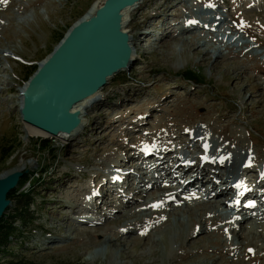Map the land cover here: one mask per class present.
I'll return each mask as SVG.
<instances>
[{
    "label": "rangeland",
    "instance_id": "obj_1",
    "mask_svg": "<svg viewBox=\"0 0 264 264\" xmlns=\"http://www.w3.org/2000/svg\"><path fill=\"white\" fill-rule=\"evenodd\" d=\"M94 1L0 0V177L23 165L34 216L16 221L18 257L0 264L264 262V217H240L264 199L238 198L241 213L229 200L237 184L264 198V0H146L130 13L136 61L103 90L80 136L67 143L32 134L19 89ZM189 70L199 78L188 80ZM2 146L11 148L6 156ZM152 153L163 154L166 172ZM178 154L215 165L227 190L208 189L207 175L183 187L190 174L174 169ZM159 182L171 191H156ZM8 200L5 214L15 215L19 199Z\"/></svg>",
    "mask_w": 264,
    "mask_h": 264
},
{
    "label": "water",
    "instance_id": "obj_2",
    "mask_svg": "<svg viewBox=\"0 0 264 264\" xmlns=\"http://www.w3.org/2000/svg\"><path fill=\"white\" fill-rule=\"evenodd\" d=\"M142 3L95 0L19 89L21 120L62 141H73L85 127L88 112L104 97L102 90L135 63L136 47L127 26L131 11ZM22 175L23 169L0 177V218Z\"/></svg>",
    "mask_w": 264,
    "mask_h": 264
},
{
    "label": "bare ground",
    "instance_id": "obj_3",
    "mask_svg": "<svg viewBox=\"0 0 264 264\" xmlns=\"http://www.w3.org/2000/svg\"><path fill=\"white\" fill-rule=\"evenodd\" d=\"M7 11V10H6ZM132 12V11H131ZM191 28H193V27H191ZM187 30V29H186ZM6 34V33H5ZM14 36V35H13ZM10 37H12V36H10ZM6 38V37H5ZM14 39V38H13ZM223 53V52H222ZM223 55V54H222ZM222 55H219V58H221L222 57ZM206 60H208V57H205V58H203V61L204 62H206ZM237 64V63H236ZM241 64V63H240ZM246 64V63H245ZM232 65V64H231ZM228 66V65H227ZM235 68V67H234ZM239 82H240V79L238 80ZM257 81H260L259 79H257ZM238 82V83H239ZM238 85V84H237ZM239 90V89H238ZM103 91V90H102ZM234 91V90H233ZM238 92V91H237ZM102 93V92H101ZM239 93V92H238ZM239 95V94H238ZM235 97H236V95H235ZM239 98V97H238ZM188 100V99H187ZM191 100V99H190ZM189 100V101H190ZM241 100V99H240ZM188 101V102H189ZM195 102V101H194ZM192 103V102H191ZM190 103V104H191ZM196 104V103H195ZM189 106V105H188ZM194 106V105H193ZM213 115V114H212ZM212 115H211V112H208V116H207V114L204 116V117H202L201 119H202V121H206V120H211L212 119ZM229 116H226V115H224L223 114V116H220L219 117V121H221V120H224V119H227ZM214 121V120H213ZM234 121V120H233ZM27 127L29 128V130H30V132L32 133V134H37V135H42V136H49V137H53V136H51V135H49V134H47V133H45V132H43V131H41V130H39V129H37L36 127H33V126H31V125H27ZM232 133L233 134H236V130H234V131H232ZM75 137H78V135H76ZM238 137V136H237ZM65 142V141H64ZM185 142V141H184ZM236 144H237V142H235ZM240 143V142H239ZM233 145H234V143H233ZM202 152V151H201ZM165 152H163V154H164ZM200 153V152H199ZM163 154L162 153H160V154H157V155H153V153L151 154V155H153L152 156V159H154L155 161H153V162H155L153 165H155V166H158L160 169H162V170H164L165 172L167 171L166 170V167H165V163L164 162H162V158H164L163 157ZM179 156V157H178ZM173 163H174V169H176V168H178V167H180V172L181 171H183V172H185V174H187V175H189L190 174V182H189V184H187L186 186L187 187H189L190 185H193V184H196L197 183V181H201L202 180V177H204L205 175H210V170L212 171V170H218L217 169V167H215V165H211L210 167H208V166H206V165H202V164H200V163H198V162H196L195 164H194V162L193 161H191V160H189V158H187V157H184V156H180L179 154L175 157V156H173ZM159 160V161H158ZM158 161V162H157ZM166 162H167V160H166ZM169 164H170V162H169ZM172 167H173V165H171ZM21 169H23V165H21V166H19L18 168H16V169H14V170H11V171H7V172H5L3 175H2V177H5L6 175H8L9 173H11V172H13V171H20ZM220 175V174H219ZM176 175H175V173H173V174H171V176H170V179H169V182H171V183H174L175 182V180H176ZM214 177V175H212V176H210L209 178H210V181L209 182H211L212 183V188H216V184L218 183L217 182V180L215 179V178H213ZM221 177V179H222V177H224V176H220ZM224 179H225V177H224ZM228 178L226 177V179L225 180H223L222 182L223 183H225V184H227L228 183V180H227ZM257 179V178H256ZM141 182H142V180H141ZM133 183V182H132ZM262 184H264V181L262 182ZM160 186V182L157 184V186ZM227 185H229V184H227ZM252 186H254L253 184H251ZM230 186V185H229ZM257 186V185H256ZM156 191H171V188L168 186V185H166V186H160L159 188H158V190H156ZM253 191H255V190H253V189H248V190H246L245 191V194H243L244 196L242 197L243 199L245 198V196H247V195H249V196H253L254 194L253 193H251V192H253ZM238 192V191H237ZM240 193L242 192V191H239ZM155 193V192H154ZM174 195L173 196V198L174 199H176V200H178L179 199V197H180V194H178V193H172V192H170V194H168L169 196L168 197H170V195ZM82 197V196H81ZM84 197V196H83ZM82 197V198H83ZM238 197H240V194L238 195ZM163 199H167V198H163ZM164 201V200H163ZM78 203H79V201H77ZM262 202V201H261ZM187 206H189V204L187 203ZM244 206V205H243ZM231 208L232 209H236V210H242V209H239L238 208V206H236V204H231ZM247 209H251V208H247ZM250 219H253V217H250V218H248L247 220L249 221ZM155 217H151L150 219H149V221L148 222H150V223H153V222H155ZM195 221V219H193L192 220V222L193 223H195L194 222ZM243 221H246V219H243ZM215 223H212V225H214ZM240 227H241V225L238 227H234V230H236V229H239L240 230ZM215 232H217V233H221L222 231H220L219 229L218 230H216ZM223 253V252H222ZM222 255V254H221ZM252 256H254V255H252ZM223 257H225V256H223ZM254 258H256V257H252V260H254ZM262 258V257H261ZM224 259V258H223ZM257 259V258H256ZM226 263V262H225ZM238 263V262H237ZM236 263V264H237ZM260 264H264V262H263V260H262V262L260 263Z\"/></svg>",
    "mask_w": 264,
    "mask_h": 264
},
{
    "label": "trees",
    "instance_id": "obj_4",
    "mask_svg": "<svg viewBox=\"0 0 264 264\" xmlns=\"http://www.w3.org/2000/svg\"><path fill=\"white\" fill-rule=\"evenodd\" d=\"M65 31L62 32L61 38L63 37ZM60 38V39H61ZM29 74L28 77L35 71L36 65L34 66ZM121 75V74H120ZM118 75V76H120ZM188 80H195L196 77L199 78L198 72L195 70H189L186 73ZM118 76L115 78L117 79ZM40 145V144H39ZM42 146H47L46 145V140H43L41 142ZM41 147V146H40ZM10 146H2V155L6 156L8 154V151L10 150ZM27 181H30L28 178L27 174H24L22 178H20L18 185L16 188L11 190V192L8 194L7 199H11L12 197L16 196L19 199V210H15L16 214L12 216H8L7 214H3V216L0 218V252H1V259H6V258H13V257H18L13 254V250H11L14 246L12 245V242L21 235V230L16 226V221L20 220L21 224L25 225L27 223H33L34 222V216H29V210H30V205H31V194L28 192L27 189H22V185H25ZM30 217V218H29ZM29 218V219H28ZM18 261V260H16ZM10 263H13L14 260H9ZM8 262V263H9ZM23 262V261H22ZM19 262V263H22ZM17 263V262H15ZM25 263V262H23Z\"/></svg>",
    "mask_w": 264,
    "mask_h": 264
},
{
    "label": "snow or ice",
    "instance_id": "obj_5",
    "mask_svg": "<svg viewBox=\"0 0 264 264\" xmlns=\"http://www.w3.org/2000/svg\"><path fill=\"white\" fill-rule=\"evenodd\" d=\"M3 2L4 3H7V0H3ZM189 24H193V23H197L196 21H189L188 22ZM205 147H207V145H205ZM222 160H223V158H221ZM236 187H240V185L239 184H237L236 185ZM252 202H249V204H251ZM160 206V204L159 203H156V204H153L151 207H159ZM249 251H251V249L249 250Z\"/></svg>",
    "mask_w": 264,
    "mask_h": 264
}]
</instances>
